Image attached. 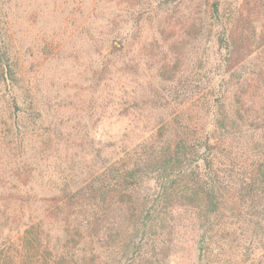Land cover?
I'll list each match as a JSON object with an SVG mask.
<instances>
[{
	"label": "trees",
	"instance_id": "trees-1",
	"mask_svg": "<svg viewBox=\"0 0 264 264\" xmlns=\"http://www.w3.org/2000/svg\"><path fill=\"white\" fill-rule=\"evenodd\" d=\"M176 1L151 2L163 20L151 37L160 83L145 100L180 107L210 92L212 121L180 113L123 145L128 131L96 141L91 128L44 124L0 0V264H170L182 206L212 255L220 242L232 250L231 236L264 240V0L227 11L224 0ZM173 17L176 41L174 27L164 35Z\"/></svg>",
	"mask_w": 264,
	"mask_h": 264
},
{
	"label": "rangeland",
	"instance_id": "rangeland-1",
	"mask_svg": "<svg viewBox=\"0 0 264 264\" xmlns=\"http://www.w3.org/2000/svg\"><path fill=\"white\" fill-rule=\"evenodd\" d=\"M2 1L15 51L27 84L38 95L46 126L56 125L62 132L71 133L91 128L89 138L96 141L119 140L128 131L122 143L134 145L148 135L144 127L176 126L180 113L184 124L211 123L210 92L180 107L155 102L154 98L145 100L151 88H159L160 83L156 73L158 49L151 37L153 31L162 28L163 20L155 17L156 2H151L166 0ZM223 5L227 11L240 6V0H224ZM195 10L200 12L198 5ZM181 26L174 17L165 20L164 35L173 33L170 39L176 41ZM117 37L126 38L124 48ZM109 54H123L119 64L104 63ZM175 226L170 264H206L215 257L221 259L219 264H264L261 237L231 236L224 241L229 240L233 249L220 242L215 251L218 254L212 255L194 211L177 208ZM16 231L12 236H17Z\"/></svg>",
	"mask_w": 264,
	"mask_h": 264
}]
</instances>
